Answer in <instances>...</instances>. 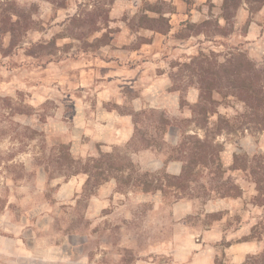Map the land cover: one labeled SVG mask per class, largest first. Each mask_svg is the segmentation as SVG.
<instances>
[{
    "label": "rangeland",
    "instance_id": "374dc122",
    "mask_svg": "<svg viewBox=\"0 0 264 264\" xmlns=\"http://www.w3.org/2000/svg\"><path fill=\"white\" fill-rule=\"evenodd\" d=\"M156 1L0 0L22 31L13 46L0 35V264H264L251 232L264 207L230 168L235 153L264 155V126L233 85L244 58L264 67V0H231L223 26L181 25L185 0H165L167 34L140 26ZM184 134L222 146L240 195L157 188L180 172ZM246 240L262 247L236 263Z\"/></svg>",
    "mask_w": 264,
    "mask_h": 264
},
{
    "label": "trees",
    "instance_id": "16d2710c",
    "mask_svg": "<svg viewBox=\"0 0 264 264\" xmlns=\"http://www.w3.org/2000/svg\"><path fill=\"white\" fill-rule=\"evenodd\" d=\"M185 2L189 10L193 0H185ZM229 2H231V0H224L223 2V14L226 20L230 18V14L225 15V11H227L228 6H230ZM159 3H165V0H159L154 2L153 5L147 6L149 11L153 14L149 15L142 13L140 15V26L154 32L167 34L170 30L169 19L158 7ZM237 6L238 3L234 4L236 9ZM0 16V21L7 25H0V35L8 33L10 35L9 45L13 46L15 44V38L22 33L18 27L14 26L15 23L19 22V17L12 21L11 14H8L4 8L0 10ZM231 16H233V14ZM107 17V12H103L101 18L106 20ZM94 21L95 20H93V24ZM180 24L185 25L183 22ZM199 24L204 25L206 22ZM97 28L98 26L93 27V29ZM179 31H181V29ZM236 58L242 61L241 58L244 57L238 54ZM244 59L246 61L245 63L248 65V72L244 76L241 73L237 74L236 78L239 82H237V85L233 83L235 88L234 94L248 106L249 112L247 114L256 115L260 120H258V122L264 126V67H259L254 62L246 58ZM229 61L230 59L227 60V62ZM226 64L227 63H218V66L223 68ZM209 79L212 78L204 76V78L200 79V93L198 101L194 105L196 109L199 107L202 113H206L207 111L206 108L201 105L204 99H206L208 103H216V100L212 98V91L215 89L216 84L209 88H205L203 84ZM176 148L181 156L172 159L182 161L181 170L178 174H166L168 180L165 182L164 186H158V189L163 191L166 189L165 187H167V189L173 188L175 191L180 192V194L175 193V196L178 198L184 195L193 196L194 192H198L199 189L204 190L206 197L210 196V192H213L214 196L219 197L238 196L241 194L240 187L235 184L231 178H224L225 169L223 168L220 157L222 146L213 142V139H209L207 135L203 138H199L196 134H184V138L177 144ZM230 168L247 170V174L254 183V189L256 191L251 198V202L254 205L264 207V155L253 154L248 156L246 153H235ZM203 175L206 180L205 182H200L199 179ZM251 232H254L253 234H256L255 236H257L258 239H263L264 241V220L256 222L251 228ZM260 256L264 259V248Z\"/></svg>",
    "mask_w": 264,
    "mask_h": 264
},
{
    "label": "crops",
    "instance_id": "0c3cea01",
    "mask_svg": "<svg viewBox=\"0 0 264 264\" xmlns=\"http://www.w3.org/2000/svg\"><path fill=\"white\" fill-rule=\"evenodd\" d=\"M223 2L224 0H193L192 6L189 10H186L184 17L179 19V23L185 21L189 17L190 21L202 23L208 21L211 17L216 18L218 25L223 26L225 24V18L223 14ZM245 4V2H243ZM176 13L170 12L168 16L175 15ZM244 8L243 6L238 7L236 10V24L239 22L240 15L243 17ZM179 15V14H176ZM171 21V19H169ZM255 29L254 25H251V30ZM200 35V34H199ZM204 37L203 34H201ZM262 247V244H259L257 241L246 240L242 244L234 243L232 244V250L237 251L234 255V261L236 263H242L244 257L248 253H256Z\"/></svg>",
    "mask_w": 264,
    "mask_h": 264
}]
</instances>
